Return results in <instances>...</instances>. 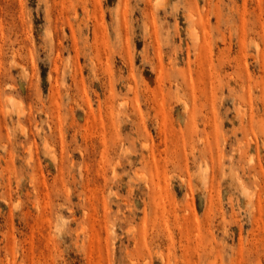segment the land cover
Masks as SVG:
<instances>
[{
    "label": "rangeland",
    "instance_id": "rangeland-1",
    "mask_svg": "<svg viewBox=\"0 0 264 264\" xmlns=\"http://www.w3.org/2000/svg\"><path fill=\"white\" fill-rule=\"evenodd\" d=\"M263 251L264 0H0V264Z\"/></svg>",
    "mask_w": 264,
    "mask_h": 264
},
{
    "label": "bare ground",
    "instance_id": "bare-ground-1",
    "mask_svg": "<svg viewBox=\"0 0 264 264\" xmlns=\"http://www.w3.org/2000/svg\"><path fill=\"white\" fill-rule=\"evenodd\" d=\"M192 16V15H191ZM190 16V17H191ZM195 20V19H194ZM197 35V34H196ZM197 37H198V35H197ZM196 65V64H195ZM236 80V79H235ZM239 82V81H238ZM243 82V81H242ZM223 84V83H222ZM221 90V89H220ZM243 185V184H242ZM245 188V187H244ZM246 193V192H245ZM254 197V196H253ZM250 199V198H249ZM251 201V200H250ZM166 204V203H165ZM177 208V207H176ZM165 210V209H164ZM172 218V217H171ZM167 219V218H166ZM170 219V218H169ZM160 220V219H159ZM165 220V219H164ZM173 221V220H172ZM168 223V222H167ZM175 224V223H174ZM255 243V242H254ZM264 252V251H263ZM48 256V255H47Z\"/></svg>",
    "mask_w": 264,
    "mask_h": 264
}]
</instances>
